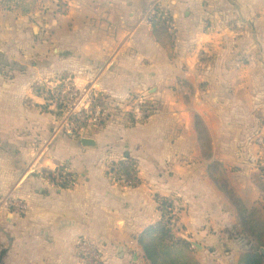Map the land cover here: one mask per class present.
<instances>
[{"label": "crops", "instance_id": "0c3cea01", "mask_svg": "<svg viewBox=\"0 0 264 264\" xmlns=\"http://www.w3.org/2000/svg\"><path fill=\"white\" fill-rule=\"evenodd\" d=\"M157 1L72 0L66 15L52 10L32 16L37 21L31 28L35 24L40 28L32 51L25 56L31 60L38 56L29 79L32 85L60 76L80 86L97 83L103 98L122 107L130 98L134 103L142 99L139 93L146 86L157 90L152 98L162 109L143 125L137 121L128 126V120L119 117L102 134L105 145L116 148L112 157L129 154L139 162L142 184L122 190L106 176L104 149L39 129L33 121L49 125L48 118L26 108L27 91L22 84L0 85V197L12 196L27 205L23 215H6L0 233V251H4L0 264H80L77 241L82 236L93 238L103 248L109 264H148L138 237L160 218L153 192L174 195L184 204L183 209L188 205L197 210L187 220L183 211L179 216L186 233L199 240L202 264H249L258 258L254 257L257 241L247 230L239 229L237 215L231 210L222 212V208L217 209L219 216L203 211L212 205V187H216L207 173L212 161L202 158L193 122L180 106L181 99L171 98L184 80L195 86L203 83L209 89L213 84L210 97L218 107L226 108L222 112H231L225 120L230 127L236 124L232 132L244 129L237 102L250 112L264 110V88L258 90L264 84V0H236L237 9L247 19L256 15L249 25L262 56L256 68L246 64L240 72L232 67L233 50H238L239 41L231 38V18L226 15L227 20L216 21L213 30L212 26L205 29L203 0H161L177 17L172 27L176 31V58L171 61L146 20V13ZM231 7L233 4L222 10L229 14ZM215 51L218 57L212 62ZM37 62L46 65L40 68ZM212 69L213 74H206ZM240 77L244 83L238 82ZM193 101L196 116L214 137L212 118L206 112L208 103L201 93ZM26 120L31 122L28 130ZM231 140L229 153L247 155L248 147L241 146L246 138ZM212 153L213 160L228 169L223 151L214 143ZM242 160L239 165L243 169L253 165ZM61 168L78 178L76 187L60 189L44 174ZM243 169L229 171L228 177L249 209L260 208L261 192L251 197L249 190L255 192L258 187L250 176L241 174ZM206 220L209 224L204 230Z\"/></svg>", "mask_w": 264, "mask_h": 264}, {"label": "rangeland", "instance_id": "374dc122", "mask_svg": "<svg viewBox=\"0 0 264 264\" xmlns=\"http://www.w3.org/2000/svg\"><path fill=\"white\" fill-rule=\"evenodd\" d=\"M41 2L43 5V8L40 10L41 12L45 11V13H47V12H52V10H55L56 12L60 13L58 7L55 5L57 4L56 2L52 0H41ZM203 2H204V9L206 11V15L202 20V23L205 29L209 30L212 26V30H213L216 21L227 20L226 15L227 17L231 18V22L233 24V26L231 27V33H232L231 38H234L235 40L239 41L238 50L235 49L233 50L232 67L234 68V71L240 72L244 70L246 64H249L251 67L256 68V63L259 64L260 61H262V56L260 52L261 49H260V45L256 46L257 41L253 40L254 38L253 32L249 25L250 19H254L256 15L250 14L248 15V19H247L243 15V12L237 9L236 0H203ZM211 4L212 7H210ZM230 4H233V7L229 8L230 13L228 14V12H223L222 8ZM157 7L159 8V10H164L165 12H167V14L171 16L174 25L176 24L177 21L176 15L172 10L165 7L162 4L161 0L155 2L146 13V20L148 23H149V19L153 17V15L155 14L153 10ZM34 14L25 17L18 11L0 10V82H1L0 85L3 84L7 86L8 84L11 83L22 84L21 85L22 88H25L27 91V94L24 98V104H26V108H30L36 111L37 113H39L40 115H44L46 118H48V123L50 127L48 124L44 123V121L43 122L33 121L34 125H36L39 129L48 130L52 132V134L54 135L62 136L67 140L68 139L73 140L74 142L80 145L82 143L83 138H89L94 141L96 140L95 146L98 145L100 146V148L104 149L105 159H106L105 161L107 162L106 171H109L114 163L119 162L120 159L124 160V156H122V154H118L115 157H112L110 154L116 153L117 152L116 148H114V146H106L102 134L108 128L110 123L119 117H121L126 121L128 120L127 121L128 126L135 125L136 120L134 119V115L137 117L138 124L143 125L147 123L154 115L158 114L162 109L160 103L155 101L154 98H152L154 94L157 93V90L154 89L151 90L146 86H143L142 92L140 90L139 93V95L141 94L142 99H140L137 103H134V99L130 98L128 104L122 107L114 101L103 98V96L100 95L99 93L100 85L97 83L80 86V85H76V83H73L71 79L68 78L65 79L66 76H62V77L60 76L57 78L55 77L56 79L49 78L48 80H41L32 85L33 80H29V79L32 77L31 74L35 70L32 67L34 65L33 62H36V58H38V56H36L33 60L25 59V56L29 51H32L31 46L33 45V41L37 37L35 35H38L40 32L39 30L40 28L38 24H35L33 29L31 28L33 21H37L36 18L32 17ZM248 46H250V48H247ZM217 57H218L217 52L215 51V53H212V57L210 59L213 62L217 59ZM37 63L39 64V62ZM45 65L46 63L39 64V67L43 68L45 67ZM35 72L38 73V70H36ZM214 72L215 71L212 69V73L211 70H209L206 72V74L207 73L213 74ZM222 76L224 80V77L228 76V70L225 74H222ZM244 81L245 80L243 77H240L238 79L239 83H244ZM39 86L40 87L46 86L51 90H54L55 88L58 87H63V95L66 97V99H70L69 109L61 113L54 105L48 107L47 101L40 98V96H42V93L37 96V94L34 92V89ZM30 88H31V92H30ZM221 88L222 85L219 87V89ZM262 88H264V84H261V87H258V90ZM212 90H213V84H212V89H209L208 87L204 88L203 83L195 86L194 84L188 82L187 80H184L180 86L179 91L172 92L173 98L171 99H174L176 97L178 99L179 98L181 99V101H179L180 106L185 107L187 116L193 122L194 131L196 132V136L198 138L197 147L198 148L200 147L202 158L204 159V161H207L206 157H204L202 154L201 145L199 142V134L196 129V120L198 116H196L195 114L194 101H193L195 95L198 96L201 93L203 99L209 105V109L207 108L206 112H208L210 114V117L212 118V129L215 138L212 137L205 122L202 120L204 122V128L208 134L207 136L210 139L212 152H213V143H214V147L223 151L222 156L228 162L227 163L228 169L224 166L227 175L229 174V171L235 172L236 169L238 170L243 169V167L239 165L240 164L239 162H243L242 159H244V161H251L253 165L244 166L247 169H243L241 171V174H243L246 177L250 176L252 178L251 180L256 184L255 180L260 174V170H259L260 162H264V110L259 111L261 108H257L255 111L250 112L245 104H243L242 102H237L236 109L239 111V122L244 127V129L236 130L232 132L231 129H233L236 124H233L232 127H230L227 121L225 120V117L229 116L231 112L223 111L224 112L223 113L222 110H226V108L225 107L220 108V106L218 107L216 103H213V99H211L210 97V93ZM219 91L220 90H218V92ZM224 91L226 92L228 91V85L224 88ZM43 97L45 99V97L47 98V95L44 94ZM140 104L142 105L141 107L142 110H146V108L147 109L152 108L156 110L155 113L152 116H150L148 119H144L145 117L142 114L140 108L137 107ZM42 106H47L48 108ZM133 120H135V122ZM26 121L27 123L25 124V130H28L27 125L30 124L31 122L29 123L28 120ZM231 137H233V142L238 141L240 137H242L243 139L246 138L243 144L241 143L242 144L241 146L248 147L246 150L247 155L229 153L230 151L229 145L232 142ZM97 139L99 140L98 143H97L98 141ZM0 141H1V145H3L2 140ZM224 143H226L229 148L225 147ZM88 147H93V146H88ZM259 149H261L263 152L260 153ZM118 157H120V159ZM208 167H207V173H208ZM249 169H251V171H249ZM139 172H140V165H139ZM107 178L112 184L117 185V187L122 190L130 189L127 187H122L123 184L114 181L112 177L111 179L109 177ZM77 184H78V178H76V184L72 185L71 189L76 187ZM256 186L258 187V189H256L255 192L253 190H249V192H251L250 195L252 198L259 196L261 192L260 199L262 201L257 202L260 208L249 209L246 203L244 202L241 194L239 192L238 193L240 194L247 209L249 211L258 209L261 212L262 217L264 219V192L257 184ZM186 189L188 191L192 190V188H190L189 186H186ZM153 191L154 190H152V192ZM152 196H153V201L158 204V208L160 209L158 210L160 218L153 225H156L161 221L162 219L161 211L164 209V205L169 202L173 203L175 205V208L172 214L176 218L173 219L170 224L173 230H175V234L178 237L183 238L192 244V248L194 250L196 258L198 259V261L199 260L201 261V256L199 255V250L201 245L199 244V240L196 239L197 236H195L193 233L192 234L186 233V229L184 228V225L181 223V217L179 216L181 211H183L184 217H186L187 220L189 217H191V215L197 214V210H194L191 207L187 208L188 205L186 206V208L183 209L182 206H184V204L182 203L181 200H178L174 195L162 196V195H156V193L153 192ZM0 198H1L0 199V233H1V231H3L4 228L3 225L6 222V215L8 213L16 214L19 216L23 214L19 213L16 209H14L12 205L5 204L7 200L10 201L12 199H17V198H14L12 196H5ZM214 204H216L215 205L216 208ZM219 208L223 209L222 212H229L231 210L235 215H237L240 221L241 227H239V229L248 230L247 226L243 223L242 214H240V212L236 208V205L234 204V202H232L229 196L224 192L220 191L217 187H212V205L207 206V208L203 209V211L206 213H208L207 211H210L211 215L212 213H215L217 216H219V212L217 210ZM218 218L219 217H216V219ZM213 220L215 219H212V221ZM207 221L208 220L203 221L204 230L208 227L209 223ZM203 226L198 228V231H202ZM211 227L213 233L215 229L213 228L212 225ZM234 228H238V226ZM240 234L242 235V233ZM255 252L256 253L254 257L256 256L258 258H261L262 264H264V248L258 250V248L256 247ZM2 254H4V251H0V258ZM146 262L149 264L147 260ZM247 262L248 261H245L244 264H246ZM249 264L251 263L249 262Z\"/></svg>", "mask_w": 264, "mask_h": 264}, {"label": "trees", "instance_id": "16d2710c", "mask_svg": "<svg viewBox=\"0 0 264 264\" xmlns=\"http://www.w3.org/2000/svg\"><path fill=\"white\" fill-rule=\"evenodd\" d=\"M52 1L57 3L56 5L60 13L66 15L72 0ZM42 8L41 0H0L1 11H18L25 17L40 11ZM154 10L155 15L149 19V22L152 25L155 40L167 51L169 59L174 60L176 58V31L171 27L172 18L170 15L165 14L164 10H159L158 7ZM62 89L63 87H58L55 90L56 92H60ZM34 92L37 96L42 93L40 97H43L44 94L47 95L45 100L48 103V107L55 105L61 113L66 109L62 105L61 99L56 100L52 95V90L46 86L36 87ZM42 107L48 108L47 106ZM146 110H150L151 115L149 114L144 119H148L156 111L152 108H146ZM133 121L135 122V120ZM196 129L199 134L202 154L207 160L212 161L208 167L210 178L216 184V187L227 194L232 202H234L236 208L243 216V223L248 228L247 232L257 241L256 247L258 250L263 249L264 219L261 212L258 209L252 211L247 209L242 198L232 185L224 165L219 161L213 160L210 139L207 136L204 123L199 117L196 120ZM259 168L260 174L255 182L264 192V162H260ZM59 172L63 173V169L61 168ZM44 174H49L50 176L51 172L45 171ZM106 176L110 179L112 177L116 182H121L123 184L122 187L138 188L142 184L139 176V165L136 159L129 154L124 156V160L114 163L111 169L106 172ZM174 208L175 205L173 203H166L164 209L161 211V221L156 225L149 226L139 235L138 243L143 249L144 257L149 264H201L195 256L192 244L178 237L170 224L176 218L172 214ZM158 210L160 209L158 208ZM249 262L251 264H262L261 258H254Z\"/></svg>", "mask_w": 264, "mask_h": 264}, {"label": "built area", "instance_id": "2783aa9c", "mask_svg": "<svg viewBox=\"0 0 264 264\" xmlns=\"http://www.w3.org/2000/svg\"><path fill=\"white\" fill-rule=\"evenodd\" d=\"M155 13V10H153ZM167 14V12L165 13ZM155 15V14H154ZM153 15V17H154ZM169 15V14H167ZM151 17V18H153ZM174 26L172 22L171 27ZM56 89V88H55ZM52 90V95L56 98V100L61 99L62 105L66 107L65 110L69 109V101L70 99H66L63 95V89L60 92H56V90ZM55 106V105H54ZM144 117L149 116L150 110H142V105H138ZM64 110V111H65ZM135 120L137 117L134 115ZM47 179L54 184V186L61 188H71L72 185L76 184L75 178L70 175L68 172H51L50 176L47 174ZM54 180V181H53ZM119 182V181H118ZM121 183V182H120ZM5 204H10L16 209L19 213L24 214L27 209V205L24 200L21 199H12L7 200ZM77 248L79 253V263L80 264H109L106 259L105 252L103 248L91 237L82 236L77 241Z\"/></svg>", "mask_w": 264, "mask_h": 264}, {"label": "water", "instance_id": "95a60500", "mask_svg": "<svg viewBox=\"0 0 264 264\" xmlns=\"http://www.w3.org/2000/svg\"><path fill=\"white\" fill-rule=\"evenodd\" d=\"M82 144L84 146H95L96 145V141L89 139V138H84L82 139Z\"/></svg>", "mask_w": 264, "mask_h": 264}]
</instances>
